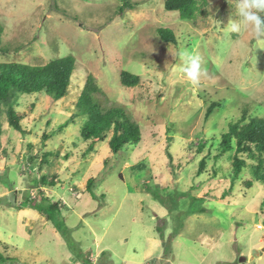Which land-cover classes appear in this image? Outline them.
Masks as SVG:
<instances>
[{"label":"rangeland","instance_id":"1","mask_svg":"<svg viewBox=\"0 0 264 264\" xmlns=\"http://www.w3.org/2000/svg\"><path fill=\"white\" fill-rule=\"evenodd\" d=\"M165 1L0 0V63H76L66 98L17 100L24 134L1 117L0 264H264V187L249 171L257 162L238 154L246 167L232 180L235 152L217 157L230 124L264 118V36L225 28L239 20L236 0H200L190 22ZM184 50L201 59L198 83L182 71ZM122 71L139 84L122 87ZM87 75L140 127L137 146L86 151L82 117L68 119Z\"/></svg>","mask_w":264,"mask_h":264},{"label":"trees","instance_id":"2","mask_svg":"<svg viewBox=\"0 0 264 264\" xmlns=\"http://www.w3.org/2000/svg\"><path fill=\"white\" fill-rule=\"evenodd\" d=\"M199 1L166 0L164 9L177 12L180 20L190 22L194 20L198 12ZM261 15L264 16V13ZM1 33L2 28L0 26ZM156 34L163 43H176L174 33L168 28H157ZM7 50V48L0 46L1 54H7ZM75 70L76 63L71 55L52 59L38 66L16 62L0 63V134L2 116L6 117V122L13 130L24 134L20 125L23 117L17 114L14 108L17 100L22 96L38 94L45 95L50 102H57L66 98ZM119 78L122 87H135L140 81L139 76L126 71L120 72ZM217 104L216 102L209 103L206 107L205 118H209L213 114ZM75 107L76 111L68 121L82 117L83 122L80 126L79 135L80 139L88 146L87 152L92 151V147L96 143L107 142L111 152L116 155L121 151L125 152L132 149L141 142L140 127L130 118L123 106L109 104L96 86L94 77L87 75L80 93L75 98ZM68 121L60 125L59 131L67 126ZM43 138L45 139L47 136L43 135ZM205 144V140L199 139L195 144V153L200 154ZM217 150V157L228 154V159L231 158L229 153L235 152L231 158L233 162V169L230 174L232 180L239 178L242 169L246 167L244 159L240 158L238 154L245 153L249 158L254 159L257 163L255 166H251L249 171L254 180L260 182L264 187V168L262 169L264 163V118L246 117L243 114L237 122L229 125L227 132L221 137ZM168 157L170 158L169 154ZM199 165L198 174H201L204 167L203 159ZM44 179L42 182L45 183ZM93 182L92 179L87 181V190L93 186ZM52 183L53 180L49 184ZM244 185L246 188H250L253 183L252 181H245ZM26 204L44 216L49 209H44L45 207L33 204L31 201ZM51 207L57 208L56 205H51ZM58 230L60 231L59 226Z\"/></svg>","mask_w":264,"mask_h":264},{"label":"clouds","instance_id":"3","mask_svg":"<svg viewBox=\"0 0 264 264\" xmlns=\"http://www.w3.org/2000/svg\"><path fill=\"white\" fill-rule=\"evenodd\" d=\"M238 21H229L227 30L237 33L242 25L251 26L257 36H264V0H236ZM179 57L185 58V66L182 68L185 76L193 81L199 82L202 74L201 59L199 56L192 55L186 50L178 53Z\"/></svg>","mask_w":264,"mask_h":264},{"label":"water","instance_id":"4","mask_svg":"<svg viewBox=\"0 0 264 264\" xmlns=\"http://www.w3.org/2000/svg\"><path fill=\"white\" fill-rule=\"evenodd\" d=\"M256 253H254V255H255ZM252 259H253V256H251L250 258H249V261H252ZM242 261H244V260H241V262Z\"/></svg>","mask_w":264,"mask_h":264}]
</instances>
